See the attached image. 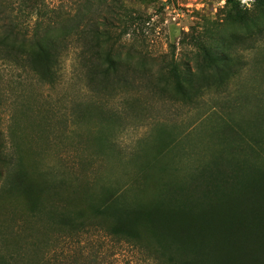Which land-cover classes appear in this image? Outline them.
<instances>
[{
  "label": "rangeland",
  "instance_id": "obj_1",
  "mask_svg": "<svg viewBox=\"0 0 264 264\" xmlns=\"http://www.w3.org/2000/svg\"><path fill=\"white\" fill-rule=\"evenodd\" d=\"M39 4L56 22L82 13L87 20L118 18L112 30L121 55L145 62L122 81L113 77L111 92L87 82L73 46L51 84L0 63V132L9 158L0 182V253L42 264L69 243L96 247L99 235L70 234L51 217L82 212L83 223L105 228L110 221H87L93 198L126 190L130 200L154 204L164 189L196 181L203 204L196 224L211 246V259L198 256V263L264 264V6L258 0ZM173 68L200 85L207 76L223 84L177 95ZM216 162L229 166V185L205 181ZM177 210L188 244L184 198ZM72 264L132 263L114 255L88 263L75 254Z\"/></svg>",
  "mask_w": 264,
  "mask_h": 264
},
{
  "label": "trees",
  "instance_id": "obj_2",
  "mask_svg": "<svg viewBox=\"0 0 264 264\" xmlns=\"http://www.w3.org/2000/svg\"><path fill=\"white\" fill-rule=\"evenodd\" d=\"M258 2L264 6V0ZM42 10L43 5L39 4V0H0V63L51 84L57 81L64 57L73 46L87 82L99 92H111L108 85L113 77L122 81L123 74L136 72L144 64V56L131 55L130 52L125 57L121 55L118 49L121 39L115 37L112 30L118 18L103 16L101 19L87 20L82 13L81 17L65 15L56 22L48 15L45 17ZM108 12L113 13V10ZM171 77L176 94L181 96L187 93L198 95L202 92L201 88L211 89L219 86V83L223 84L222 81L218 85L212 83L207 76L200 85L195 80L181 78L175 68L171 70ZM8 165L9 158L4 152L0 132V182ZM205 173L206 182L218 184L219 187L229 185L228 165L216 162ZM18 176L22 181L21 174L18 173ZM186 186L175 185L164 189L163 196L154 204L132 201L126 195V190L93 198L87 221H110V226L105 228L83 223L85 216L82 212L54 215L51 218L61 230L70 234L84 232L89 237L97 234L102 240L96 247L88 243H85V247L69 243L65 250L62 248L60 253L51 255L57 250L54 248L42 264H72L75 254L88 263L100 262L112 255L131 260L132 264H199L198 256L210 260V238L206 244L201 236L203 230L196 224L203 206L198 196L201 189L196 181ZM182 198L190 216H187L190 227L188 244H185L184 236L179 231L181 217L177 209ZM207 229L212 230L210 226ZM109 243L115 244V248ZM72 248L75 253L70 258ZM19 254L0 253V264H19ZM224 260L223 264L228 263V258Z\"/></svg>",
  "mask_w": 264,
  "mask_h": 264
}]
</instances>
